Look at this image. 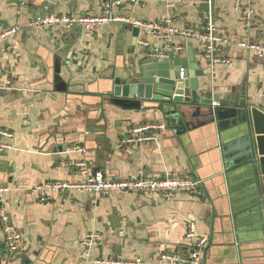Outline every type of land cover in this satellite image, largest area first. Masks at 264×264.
Here are the masks:
<instances>
[{"label": "crops", "instance_id": "0c3cea01", "mask_svg": "<svg viewBox=\"0 0 264 264\" xmlns=\"http://www.w3.org/2000/svg\"><path fill=\"white\" fill-rule=\"evenodd\" d=\"M104 1L0 0V32L19 28L0 43V129L14 133L2 138L11 146L0 152V186L7 189L2 206L26 241L23 253L7 256L0 214V264H24L25 259L27 264H107L138 257L156 263L162 253L189 252L184 241L189 219L209 236L203 264H260L258 241L252 239L257 233L251 173L244 165L215 173L205 135L207 106L187 107L191 129L186 134L171 136L165 130L158 144H123L133 126L167 123L159 109L125 108L104 92L110 78L124 74L145 53V47L133 44L130 24L109 22L93 32L79 24L28 26L45 14H100ZM173 1L175 6L167 8L162 0H126L118 11L142 21L171 17L179 29L190 31L200 30L203 15L211 11L233 42L264 43V22L247 30L235 0ZM255 8L264 17V0ZM141 37L156 40L148 30ZM172 42L186 46L180 58H187L192 47L205 61L197 52V38L176 36ZM225 56L229 63L213 70L207 66L205 76L198 77L199 95L217 102L246 97L264 108V59L236 45ZM240 135L234 129L230 137ZM75 144L87 152L67 150ZM82 159L88 174L102 170L115 179L199 172L207 176L204 192L164 197L72 190L40 201L35 188L48 181L85 180L87 173L72 166ZM90 234L98 237L88 247L83 243Z\"/></svg>", "mask_w": 264, "mask_h": 264}, {"label": "built area", "instance_id": "2783aa9c", "mask_svg": "<svg viewBox=\"0 0 264 264\" xmlns=\"http://www.w3.org/2000/svg\"><path fill=\"white\" fill-rule=\"evenodd\" d=\"M126 0H105L102 4L103 12L100 14L86 15H53L45 14L35 18L28 24L29 27L50 29L56 25L64 24L71 27L74 24L83 26L90 32L95 31L98 27L109 22H127L133 26H138L143 30H148L156 38L154 42L147 38L138 39V44L146 49H153L151 54L155 59H173L183 56L187 49L185 45L173 43L172 40L176 36L184 38L194 37L199 41L197 52L199 57L203 58L208 69L213 70L218 64L229 63L230 59L225 56V51L232 45L239 46L247 51H254L258 56L264 59V43L237 41L233 42L232 38L216 24L212 12L209 11L203 15V24L200 30L190 31L187 29H179L172 22L171 17H166L157 21H142L133 19L123 15L118 11L119 7ZM135 3L137 0H127ZM167 8L175 6L173 0H162ZM258 0H235V8L242 11L244 27L251 30L255 25H262L264 17L260 11L255 8ZM19 28H12L0 32V43L11 34L18 31ZM181 77L184 78V70H181ZM261 94L264 96V78L261 87ZM219 101L213 100L212 105H218ZM166 130V123L154 122L145 125L131 127L126 137L123 139L124 145H135L141 143H159V133ZM14 133L10 130L0 129V152L10 148V144L3 141V137H13ZM68 151H79L86 153V148L75 144L67 149ZM83 173H87L88 177L79 182H71L68 180L48 181L35 190L39 193V199L47 202L52 199L55 193L64 194L72 190L90 191L98 195L107 194L110 191L132 192L137 194L159 193L164 197H170L178 193H188L194 196L203 194V182L192 176L187 175H165L163 177H152L141 175L137 178H108L102 170H97L91 175L88 174V165L85 159L79 160L72 164ZM7 189L0 186V214L2 221V231L4 240L8 249L7 256L14 252L23 253L26 250V241L22 232L10 223L3 205L4 193ZM98 235L90 234L84 241V245L90 247L94 244V239ZM185 244L189 248L186 254H169L162 253L156 263L147 262L142 258H135L131 261H115L105 262L107 264H203L205 250L209 243V236L199 233L195 219H189L186 222V232L184 237ZM100 263V262H99Z\"/></svg>", "mask_w": 264, "mask_h": 264}, {"label": "water", "instance_id": "95a60500", "mask_svg": "<svg viewBox=\"0 0 264 264\" xmlns=\"http://www.w3.org/2000/svg\"><path fill=\"white\" fill-rule=\"evenodd\" d=\"M130 27L133 44L137 45L141 29L132 24ZM153 52V49H146L140 59L125 68L124 74L110 78L105 94L110 102L125 108L159 109L166 118V130H170L171 136L186 134L191 129L188 106H207L205 135L215 173H225L233 165H244L251 173L257 233L252 239L258 241L260 264H264V108L252 105L246 97L228 96L218 99L219 104L213 106L211 97L200 96L198 77L205 76L208 64L196 58L192 47L187 58L155 59L151 57ZM182 68L184 78L181 77ZM234 129L241 135L232 139L230 134ZM206 177L199 172L194 174V178L202 182ZM15 255L17 252L10 256L14 258ZM27 261L25 259L24 264Z\"/></svg>", "mask_w": 264, "mask_h": 264}]
</instances>
